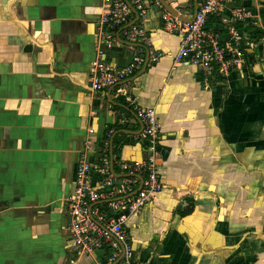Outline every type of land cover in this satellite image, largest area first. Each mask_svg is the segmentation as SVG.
<instances>
[{
    "label": "crops",
    "instance_id": "obj_1",
    "mask_svg": "<svg viewBox=\"0 0 264 264\" xmlns=\"http://www.w3.org/2000/svg\"><path fill=\"white\" fill-rule=\"evenodd\" d=\"M163 1L192 15L193 0ZM106 5L0 0V264H115L105 249L77 254L64 211L79 163L106 156L121 180L120 163L144 157L132 103L160 124L162 189L126 214L122 264H264V44L243 45V67L209 79L175 63L180 38L152 8L145 28L160 58L124 81L126 95L92 92L95 65L122 67L140 48L100 24Z\"/></svg>",
    "mask_w": 264,
    "mask_h": 264
},
{
    "label": "built area",
    "instance_id": "obj_2",
    "mask_svg": "<svg viewBox=\"0 0 264 264\" xmlns=\"http://www.w3.org/2000/svg\"><path fill=\"white\" fill-rule=\"evenodd\" d=\"M257 1L197 0L195 16L185 20L189 17L178 8L170 5L176 12L172 15L159 0H107V11L100 16V24L110 30L121 29L124 38L138 43L140 48L122 67L95 65L90 71L89 89L92 92L115 89L117 94L126 95L121 87L124 81L134 77L143 65L160 58L152 49L145 28L152 8L158 11L162 29L180 38L175 63L191 65L206 78L225 80L231 71L243 67V45L264 44V32L258 39L251 36L257 27L253 16ZM239 26L243 27L241 31ZM131 105L142 126L140 137L147 143L144 157L140 161L120 163L124 175L121 180L111 174L106 156H101L97 164L79 163L73 193L66 200L64 211L69 216L68 238L77 254L105 249L111 251L109 263L116 264L124 262L130 248L123 226L126 214L151 202L162 189L155 170L160 124L153 108Z\"/></svg>",
    "mask_w": 264,
    "mask_h": 264
},
{
    "label": "water",
    "instance_id": "obj_3",
    "mask_svg": "<svg viewBox=\"0 0 264 264\" xmlns=\"http://www.w3.org/2000/svg\"><path fill=\"white\" fill-rule=\"evenodd\" d=\"M159 1H160L161 5L165 8V10H167L172 15H176V12L170 6H168L163 0H159ZM196 11H197V0H193V12H192V15H190L189 18H187L185 20H191V19H193V17L196 14Z\"/></svg>",
    "mask_w": 264,
    "mask_h": 264
},
{
    "label": "trees",
    "instance_id": "obj_4",
    "mask_svg": "<svg viewBox=\"0 0 264 264\" xmlns=\"http://www.w3.org/2000/svg\"><path fill=\"white\" fill-rule=\"evenodd\" d=\"M238 28H239L240 31H241V28L243 29L242 26H239ZM262 34H263L262 32H259L257 30H254V31L251 32V36L254 37V38H260L262 36Z\"/></svg>",
    "mask_w": 264,
    "mask_h": 264
}]
</instances>
